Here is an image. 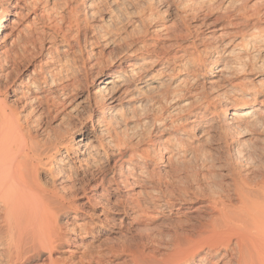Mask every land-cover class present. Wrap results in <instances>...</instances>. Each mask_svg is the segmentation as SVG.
I'll return each instance as SVG.
<instances>
[{"label": "bare ground", "instance_id": "1", "mask_svg": "<svg viewBox=\"0 0 264 264\" xmlns=\"http://www.w3.org/2000/svg\"><path fill=\"white\" fill-rule=\"evenodd\" d=\"M61 1L0 0V264H112L119 257L120 264H264V161L249 162L234 148L227 183L190 168V156L207 162L192 144L196 130L202 141L210 132L208 106H201L209 97L187 107L184 97L193 95L183 78L188 61L207 66L219 81L210 100L223 114L222 132L238 124L248 126L239 133L263 132L254 101L264 94V0H166L183 26L172 35L153 0H86L84 12ZM212 16L224 27L215 26L198 51L189 21ZM124 19L143 34L124 36ZM204 19L200 25L209 26ZM150 29L169 41L166 48L147 43ZM98 45H116L122 55L84 54L82 46ZM96 77L86 133L82 120L74 122L72 101ZM162 78L166 90L147 95ZM78 147L105 161L94 155L70 167ZM160 162L170 175L160 174ZM126 225L136 229L134 244L119 234L114 245L94 248L99 235Z\"/></svg>", "mask_w": 264, "mask_h": 264}, {"label": "rangeland", "instance_id": "2", "mask_svg": "<svg viewBox=\"0 0 264 264\" xmlns=\"http://www.w3.org/2000/svg\"><path fill=\"white\" fill-rule=\"evenodd\" d=\"M57 1H59V3H60L61 0H57ZM153 1H154L155 11H156L157 15L160 16L158 19L160 22L159 24H163L165 26V28H169V31H168L169 35H172V32H170V30H172V29L183 30V26L181 25V20L179 19V15L175 11L169 10L170 8H168V4H167L166 0H153ZM72 2H73V4H71V5L78 7L81 12H84L87 10L86 9V3H87L86 0H73V1H71V3ZM75 2H77V4H74ZM51 4L52 3L50 2V6H51ZM61 4H63V3H61ZM62 10H63L62 12L61 11H59V12L64 13L66 11V9L64 10V8ZM216 17L217 16H215V17L212 16V17H209L206 19L201 17L197 20L189 21L191 31H192V29H195L198 32L197 34L199 35V37L197 38L198 39L197 43H196L198 51L203 52V50L206 49L205 47L208 46L207 44H209V42L208 43L205 42V38L212 36V34L216 30V29H214L215 26L224 27V26H222L221 22L218 25L214 24L215 22H213V21ZM202 19H204L205 22H209L210 25L207 27L201 26L200 24L203 22ZM27 22H29V20ZM97 23H99V22H97ZM198 25H200V26H198ZM199 27H201V28H199ZM122 30H123L124 36H130L133 38H136L137 35H139V33H137V32H140V34L141 33L143 34V32H144V29H142L139 24H127L125 22V19L123 20ZM151 32H152V30L150 29V31L147 32V38H146L147 43L150 46H152V44H155L156 42H157L156 45L159 46V48L161 47V45H163L162 49H164L163 47L166 48V46H168V44H169L168 40H166V39L163 40L160 38V40H161L160 41L159 38H156V36H155L156 33H153V32L151 33ZM160 35H161V33H160ZM216 44H217L216 42L212 43L213 46H216ZM74 47H76L75 49H77L76 45ZM82 47L85 50L84 54H87L88 52H92L93 55H98L99 52L102 53L105 56V61L117 60L116 58L118 56L120 57L122 55V50H120V48H118L116 45H109V46L98 45V46H93V47L88 48V49H87V46L86 47L82 46ZM170 52H171L170 54H172V53H175L176 50L170 51ZM176 53L174 54L175 55L174 58H177L178 53L177 54ZM69 57L72 58V54H69ZM69 66H73V65L70 64ZM195 66L196 65H194L190 61H188L186 63V70L187 69L188 70L186 71V73H183L184 74L183 78L185 80H187L186 83L189 82L188 83V89H189L188 91L190 92L189 96L190 95H193V96L192 97L191 96L190 97L185 96L184 100L186 102H188L189 105L185 102L187 104L186 106L188 107V106L194 105L196 102H197L196 104H200L201 102H204V100H206V99H204L205 97H209L208 101L206 100L207 102L205 101L204 103H201L202 105L201 104L200 105L201 106H206V105L208 106L207 110L205 112L204 122H206L208 125H210V132L207 136V139L204 141H202V138H199L201 133H202L201 128H199L198 130H196V132H194L195 133L194 134V141L192 144L194 147L193 146L192 147H193V149H197L198 151H200L201 155H203V152H204L203 157L207 160V162L205 165H203L201 163H196L193 160V156H190L189 157L190 158L189 164L192 165V166H190V168L194 169L196 171H197V169H198V171H201V172L203 171L202 174L203 173L204 174L210 173V174H214V175L217 174L219 176H221V174H222V177L225 178V176L227 175L226 172L228 171L227 167L229 164V159H230V161H232V159H233V151L235 150L234 148L241 150L243 152L245 158H250V159H248L249 162H254V161L257 162L258 159L261 162H263L264 161V159H263L264 158V150H263L264 149V130H263V132H262V130L261 131L259 130L260 132L257 130L252 135L248 134V133H242V132L239 133L238 129L240 131H242L243 128H247L248 126L245 124H240V125L238 124L235 126H230V125H229V127L227 126L226 128H227L228 132H222L225 129V127L223 129L224 125H223V121H222V117H221V116H223V114L215 112V109L212 106L213 104H211L212 99L210 100L211 95H214V93L219 90V88H218V89H216V91L212 92L211 91V85H216V84L218 85L219 81L215 77L213 79L210 78V76H209L210 71L208 70L207 66H203V65H200L199 67L198 66L195 67ZM73 67L75 70L79 69L78 66H73ZM157 69H158V67L149 68L147 71L148 75H151ZM30 70H32V69H30ZM95 71L92 70L89 72V74L91 73L89 75L90 78H93V76H95V74H94ZM119 71L121 73H125L127 71L126 65L125 64L121 65L119 68ZM99 82H100L99 77H96L93 85L89 84L88 86H86V84L84 83L85 84V85H83V87H85L84 90L82 91V93H80L76 97V99H74V101H72L73 102L72 105L77 107V109H78L77 112H79L78 115L80 116L78 118H75L74 122L76 123V125L78 124V126L81 127V125L79 124V121L82 120L84 122V126H86V133H90V129H91L90 123H87V121H88V119H87L88 118V115H87L88 114V106H87L86 97H87V94L90 93V95H92V93L95 90L97 91V89H98L97 84H99ZM158 82H159L158 84L153 85L154 87L151 86V88H148V90L146 91L147 95H150V97H151V95L156 96V94L158 95L159 93H163L166 90L165 86L167 85V81H165V79L162 78ZM136 85H138V83H136ZM207 85H209V86H207ZM162 90H163V92H161ZM189 102L191 103V105ZM254 105L256 107H258L259 109L263 110V112H264V94H257L256 95ZM148 108H149L148 105L143 103L142 109L145 113L147 110H149ZM233 128H235L234 130H236V131H234ZM230 130H231V132H230ZM225 131H226V129H225ZM233 131L235 134L233 133ZM226 135H228V136H226ZM232 140H234V141H232ZM94 141H95L94 139H92V140L90 139V141H89L90 143L88 142V146L89 147L95 146L96 141L95 142ZM241 142H244V143H241ZM83 143H85V141ZM86 143H87V141H86ZM242 146H244V147H242ZM91 149H90V152H88V150L85 151V148L83 149L81 147H78L75 152L70 154L69 166H70V164H71V166H74V165L78 166V164H80V163L83 164L87 159L88 160L92 159V157L94 155L95 156L93 157V160L96 159V161L98 160V162H104L105 161L101 155L100 156L96 155L94 150L92 151ZM259 152L261 153V155ZM88 153L90 154V156ZM92 153H93V155H92ZM205 155H206V157H205ZM228 156L229 157L232 156V157L229 158ZM88 157L89 158L91 157V158L89 159ZM186 159H187L186 161H188V158H186ZM249 162L247 161V163H249ZM193 163H194V165H193ZM202 163H204V162H202ZM208 163H209V165H207ZM163 164L165 165V163L160 162L156 167L157 170H159L160 174L163 176L170 175L171 174V172L169 171L170 169L163 168V166H164ZM200 165H201V167H200ZM195 166H197V167H195ZM212 166L215 169H213ZM216 182H217V180H216ZM223 182L227 183L228 179L225 178ZM115 224H117V223H115ZM127 224H129V223L127 222ZM126 227L127 228L129 227L128 228L129 232L125 228L116 227L112 230V231H115L113 234H110L107 236L103 235V234L99 235V238H97L93 244L94 248H97V246H102L103 249H106L107 246H109L110 242H111V244L113 242H116V239L119 237V234H124L125 235L124 237H126V240L127 241L129 240L128 242H130V243L132 242V244H134L133 240L137 239V235H136L137 233L135 231L136 229L134 230V227H132V225H129V226L126 225ZM139 230H141V229H139ZM127 237H128V239H127ZM104 239L107 241H104ZM104 243H107V245ZM104 245H105V248H104ZM113 245H114V243H113ZM74 254H78V252L76 251V252H74ZM63 255L65 257H67L68 253H64ZM122 260H123V258L119 257V258H117V260H113L112 264H115V263L120 264V261H122Z\"/></svg>", "mask_w": 264, "mask_h": 264}]
</instances>
